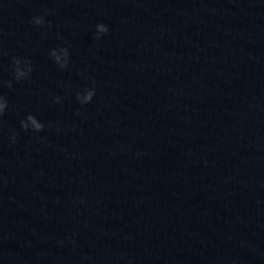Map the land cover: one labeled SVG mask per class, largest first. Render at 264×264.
<instances>
[{
    "label": "water",
    "instance_id": "obj_1",
    "mask_svg": "<svg viewBox=\"0 0 264 264\" xmlns=\"http://www.w3.org/2000/svg\"><path fill=\"white\" fill-rule=\"evenodd\" d=\"M0 102V264H264V0H0Z\"/></svg>",
    "mask_w": 264,
    "mask_h": 264
},
{
    "label": "clouds",
    "instance_id": "obj_2",
    "mask_svg": "<svg viewBox=\"0 0 264 264\" xmlns=\"http://www.w3.org/2000/svg\"><path fill=\"white\" fill-rule=\"evenodd\" d=\"M38 22V21H37ZM107 31V28L106 26H103V25H98L97 26V33L100 34V33H104ZM89 97H85V99L87 100ZM5 108V105L4 103L0 102V112H3ZM28 121H29V125L31 127V129L33 131H39L41 129V125L39 123L36 122V120L32 117H29L28 118ZM21 127H25L23 124L21 125ZM10 139L14 142L15 141V136L13 135L12 137H10Z\"/></svg>",
    "mask_w": 264,
    "mask_h": 264
}]
</instances>
